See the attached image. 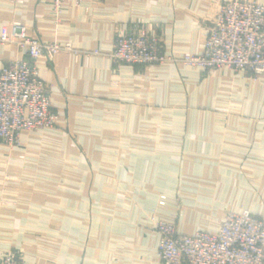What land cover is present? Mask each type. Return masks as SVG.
<instances>
[{
	"label": "crops",
	"instance_id": "0c3cea01",
	"mask_svg": "<svg viewBox=\"0 0 264 264\" xmlns=\"http://www.w3.org/2000/svg\"><path fill=\"white\" fill-rule=\"evenodd\" d=\"M224 1L87 0L57 14L50 0H0L2 27L71 47L36 62L57 127L0 140V258L25 247L26 264H160L152 217L192 234L228 210L264 216V73L109 58L132 25L165 54H198ZM14 58L27 54L0 45V68ZM48 220L69 240L61 260L24 243Z\"/></svg>",
	"mask_w": 264,
	"mask_h": 264
},
{
	"label": "built area",
	"instance_id": "2783aa9c",
	"mask_svg": "<svg viewBox=\"0 0 264 264\" xmlns=\"http://www.w3.org/2000/svg\"><path fill=\"white\" fill-rule=\"evenodd\" d=\"M87 0H50L55 13L64 3L80 6ZM14 44L27 58H14L0 68V140L17 146L22 132L54 130L59 115L51 109L49 88L37 60L53 59L71 49L69 44L43 42L26 35V27L0 25V45ZM109 58L117 65L148 67L183 64L200 70L225 68L253 77L264 73V3L225 0L198 54L168 55L156 32L140 25L121 28ZM159 234L156 258L160 264H264V216L248 209L224 213L214 232L180 234L173 223L151 218ZM0 264H25L12 252Z\"/></svg>",
	"mask_w": 264,
	"mask_h": 264
},
{
	"label": "rangeland",
	"instance_id": "374dc122",
	"mask_svg": "<svg viewBox=\"0 0 264 264\" xmlns=\"http://www.w3.org/2000/svg\"><path fill=\"white\" fill-rule=\"evenodd\" d=\"M113 198H116L115 194L116 192H112ZM126 198H131L130 196ZM55 225L56 223H52L51 221L43 222V223H37L35 224V229H34V239H26L25 240V245L28 246V250L34 251V253H31V256L33 259L37 260V256L41 258H45V260H50L52 261V256L55 259L61 260V256L59 252L57 251L58 249L61 248H66L69 244V240H65L66 238L62 239L59 237V234L55 232ZM79 241H77L78 243ZM24 252L20 251H9L12 253H15L16 256L21 258H27L26 253H25V247L22 248ZM54 252H56L54 254ZM54 254V255H53ZM24 262V261H23ZM26 264V263H25ZM30 264V263H29ZM34 264V263H32ZM36 264V263H35ZM41 264V263H40Z\"/></svg>",
	"mask_w": 264,
	"mask_h": 264
}]
</instances>
